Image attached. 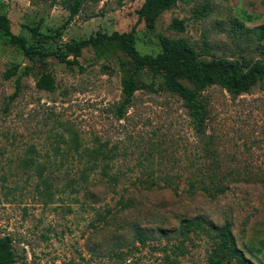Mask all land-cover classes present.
Here are the masks:
<instances>
[{
    "label": "rangeland",
    "instance_id": "374dc122",
    "mask_svg": "<svg viewBox=\"0 0 264 264\" xmlns=\"http://www.w3.org/2000/svg\"><path fill=\"white\" fill-rule=\"evenodd\" d=\"M143 2L88 0L56 41L41 34L68 20L59 1L0 0V12L29 44L53 49L98 31H130ZM175 19L184 30L174 27ZM39 24L40 35L28 28ZM258 26H264V0H178L155 28L137 25L136 46L155 56L167 35L188 39L206 58L256 60L264 58V39L252 31ZM107 41L84 48L80 66L46 58L56 78V90L49 91L36 85L40 61L27 59L0 32V236L14 238L18 264H209L216 228L227 223L238 248L264 264V80L237 97L208 87L205 136L196 133L178 95L146 86L119 120L113 106L121 99L123 66L132 59L117 41ZM14 64L32 72L12 100L23 71L7 79ZM143 76L150 82L147 72ZM74 140L112 150L113 172L122 177L115 190L99 174L79 191L67 187L85 166L69 151ZM26 156L46 166L45 176L54 174L49 191L37 188ZM147 179L160 184L149 187ZM122 197L133 198L134 206L121 209ZM196 217L204 228L183 235V220Z\"/></svg>",
    "mask_w": 264,
    "mask_h": 264
},
{
    "label": "trees",
    "instance_id": "16d2710c",
    "mask_svg": "<svg viewBox=\"0 0 264 264\" xmlns=\"http://www.w3.org/2000/svg\"><path fill=\"white\" fill-rule=\"evenodd\" d=\"M69 12L70 16L61 26L50 29V31L41 34L43 39L59 40L65 33L72 19L78 15L88 0H57ZM178 0H144L138 11V23L128 32H114L111 35L98 31L88 38L74 39L65 43L63 48L44 49L33 44H29L26 37L15 34L11 30L10 19L0 12V32L6 37L9 43L17 46L31 61L38 59L42 65L43 72L36 80V85L40 89L55 91L56 78L49 71V62L46 58L55 56L60 62L67 66H80L79 58L82 56V50L89 46L101 47L106 41H117L120 47L132 59L123 66L124 75L122 77L121 99L113 106L116 117L121 120L125 118L130 107L134 104L136 92L144 86L151 90L161 89L172 94L178 95L189 111L191 123L197 134L206 135L209 108L204 91L211 86L218 85L228 91L233 97L243 93H249L253 87L264 80V58L260 59H230L226 56L213 55L212 58L204 57V53L186 38H174L167 35H161L160 41L162 51L157 55L141 54L136 46L137 25L144 21L149 28H155L160 16L173 9ZM207 10V8H206ZM40 24L29 26V30L36 35H40ZM174 27L178 30H184V22L178 19L174 20ZM252 31L257 33L261 39H264V26L255 27ZM107 41V42H108ZM264 46V45H262ZM206 49L203 51L205 52ZM130 64V65H129ZM82 68V67H81ZM23 69L21 75L17 78L16 91L11 96L14 100L21 92V79L32 72V66L14 64L6 72L7 79L16 75ZM150 76V82H146L144 73ZM158 86V88H156ZM75 141L74 146L69 147V151H74L77 161L85 166L81 170L79 178L72 177L67 181V187L73 191H79L80 188L90 186L94 183L92 175H100V179L107 180L113 190L120 184L122 177L113 172L114 157L112 150L102 142L94 146H84ZM60 146L56 150L59 151ZM35 150H31L33 153ZM26 164H31L39 179L37 188L41 184L46 186V191L52 188L54 174L45 176L43 164L33 160L32 156L24 158ZM213 181L214 174L208 176ZM169 185L170 178L164 179ZM149 187L152 183L159 185L160 182L142 180ZM202 189L211 194L207 185L200 181ZM194 187L195 184L191 183ZM217 192H224V187L217 184ZM133 198L119 200L121 209H128L134 206ZM204 220L200 218L184 219L181 227V233L187 235L190 231L203 229ZM211 228H214L211 226ZM217 239L209 256V264H255L248 258L243 251L238 248L235 238L231 232L230 224L216 228ZM0 264H18V256L14 246V238L10 235L0 236ZM127 264H135L128 262Z\"/></svg>",
    "mask_w": 264,
    "mask_h": 264
}]
</instances>
